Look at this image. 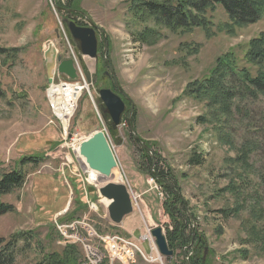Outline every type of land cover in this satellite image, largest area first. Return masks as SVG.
Wrapping results in <instances>:
<instances>
[{
  "label": "rangeland",
  "instance_id": "obj_1",
  "mask_svg": "<svg viewBox=\"0 0 264 264\" xmlns=\"http://www.w3.org/2000/svg\"><path fill=\"white\" fill-rule=\"evenodd\" d=\"M131 1L0 0V180L17 169L26 174L22 187L0 197V203L15 208L0 216V237L8 241L23 234L14 264H37L70 245L63 243L55 228L56 218L63 222L66 216L72 222L87 217L102 234L128 236L109 220L108 202L98 192L101 187L90 182L89 188L84 186L87 164L75 151L82 140L105 131L119 163L116 182L122 179L129 192L140 196L133 214L125 219L126 227L139 234L129 241L140 248L142 244L149 257V262L138 258L136 264H186L188 260L181 249L173 257L161 256L152 236V230L161 227L167 237L172 223L164 208L169 197L145 164L142 149L146 148L176 178L193 220L191 230L197 228L207 240L209 264H264V98L235 100L232 117L223 114L218 122L213 113L219 108L187 96L189 84L208 77L218 57L233 51L243 58L249 43L264 33V17L236 26L217 7L207 12L212 22L208 29L163 27L156 44H136L133 35L145 25H132ZM71 18L88 26L90 20L105 31L107 58L134 104V132L126 118L114 133L109 130L112 121L99 96L101 89H113L104 73V58L80 54L67 27L66 19ZM49 43L57 48V56L74 60L82 72L77 82L84 79L89 89L82 91L70 118L67 141L59 126L50 123L56 119L47 99L44 55ZM56 77L63 78L58 71ZM245 149L250 151L243 163L239 157ZM37 154L45 155L40 164L21 163ZM196 155L202 156L201 165L191 162ZM231 181H236V191H229ZM88 202L98 209L91 210ZM227 208L238 213L225 218L221 211ZM253 225L260 234L253 232ZM71 245L81 261L80 248ZM129 251L140 256L134 247Z\"/></svg>",
  "mask_w": 264,
  "mask_h": 264
},
{
  "label": "trees",
  "instance_id": "obj_2",
  "mask_svg": "<svg viewBox=\"0 0 264 264\" xmlns=\"http://www.w3.org/2000/svg\"><path fill=\"white\" fill-rule=\"evenodd\" d=\"M69 4V7L76 11L74 3L69 1ZM59 7L61 10L66 9L62 5ZM217 7H221L228 16L229 22L236 26L257 23L264 17V0H132L131 9L134 14L131 19L132 25H145L143 30L134 33V43L156 44L161 38L159 28L163 27L184 31L193 30L195 27L208 29L212 22L208 19L207 12L216 10ZM148 23H153L154 26L150 27ZM229 28H232L230 23ZM197 50L198 47L195 46L194 52ZM188 51L191 52V50ZM116 89L118 91L117 87ZM187 96L197 101H206V107L219 108L221 111L213 113L218 122L223 114L226 117H232L235 100L243 102L259 99L260 96L264 98V33L249 43L243 58L233 51L218 57L208 77L203 81H194L189 84ZM129 106L131 107V104ZM240 111L242 110L238 107V112ZM125 118L134 130L135 111L132 115L129 111V116H124L123 119ZM109 130L114 133L116 129L110 126ZM146 149L142 151L145 153L144 160L150 169V175L169 197L164 202V208L172 223V229L167 228L170 248L174 251L181 249L182 256L188 258L186 264H209L208 260H204L205 251L208 248L207 240L204 235L198 233L197 228L192 232L193 220L187 211V203L182 197L176 178L169 168L166 170L161 167V159L155 152L153 155L149 149H147L149 152ZM249 151L245 149L240 155L241 162L248 161ZM44 156L43 154L29 155L24 157L21 163L24 166L37 165L45 160ZM196 156L191 162L201 165L202 156ZM25 180L26 174L20 169L3 174L0 180V197L22 187ZM228 188L229 191H236V181H231ZM14 210L13 205L0 203V216ZM233 212L235 210L228 208L221 211L225 218ZM236 212L238 213V210ZM65 221L71 220L65 216L63 222ZM252 229L253 232L260 234L256 225H253ZM23 236V234L16 235L8 241L0 237V264L15 263L17 242ZM178 242L180 244L176 245ZM37 264H80V255L75 246L67 245L61 252H52L44 256Z\"/></svg>",
  "mask_w": 264,
  "mask_h": 264
},
{
  "label": "water",
  "instance_id": "obj_3",
  "mask_svg": "<svg viewBox=\"0 0 264 264\" xmlns=\"http://www.w3.org/2000/svg\"><path fill=\"white\" fill-rule=\"evenodd\" d=\"M88 21L89 26L86 27L79 26L74 21L67 22V27L80 54L90 59H99V38L97 31L102 36L104 46L103 58L105 64L110 69L111 76H113V80L120 94L113 89H101L99 91V96L105 106L106 114L111 118L112 127L117 129L121 126L123 117L127 111V102L132 103V111L134 110V104L122 91L115 71L107 58L108 45L105 31L92 21ZM57 53V48L49 43L48 49L44 55L48 83H53L56 71L68 80H77L78 73L74 60L62 59L61 56H57ZM131 131L134 132L133 128H131ZM135 138L137 141H140L139 136L135 135ZM79 153L80 156L85 159L90 170L112 179L103 182L104 185L98 189V192L100 197L107 200L109 203L107 205L109 220L116 226L122 225L124 219L133 214L134 205L127 185L122 182V179L116 182L112 178L115 171L119 168V163L107 133L105 131H100L92 134L81 143ZM151 233L156 239V244L161 256L173 257L175 252L170 248L163 229L157 227L153 229ZM208 251L209 248H206L204 260L207 258Z\"/></svg>",
  "mask_w": 264,
  "mask_h": 264
},
{
  "label": "built area",
  "instance_id": "obj_4",
  "mask_svg": "<svg viewBox=\"0 0 264 264\" xmlns=\"http://www.w3.org/2000/svg\"><path fill=\"white\" fill-rule=\"evenodd\" d=\"M75 67L77 69L78 78H79L82 72H79L76 64ZM71 85L73 86L80 85L83 88L80 91V94L76 93V95L72 96L74 99H76L74 101V107H73L75 111L77 107V102L81 98L80 96L82 94V91L89 90L88 85L84 79L83 81L77 82V80L71 81L64 77L63 78L56 77L54 78L53 83L49 85L47 92L49 96L50 104H53V111H57V120H51L50 123L59 126V128L63 132V140L65 141H67L65 137H67L68 125L74 111H71L70 115L69 114L63 115L58 110L57 103L52 90L58 88L69 90L71 89ZM84 140H82V142ZM81 143L79 144V146L75 148V151L79 156V158L82 160V157L80 156L79 153V148ZM84 165L86 166V163H84ZM89 170H90L89 167L86 166V170L84 171L85 179L83 182L84 186L86 187H88V185H91L89 183ZM154 182H155L154 179H151L150 183H154ZM156 188L159 187L156 186ZM130 193L133 203L138 198H140V196L134 194L133 191ZM88 204H90L91 210L93 209L92 207L98 209V207H96L95 205L93 206V203L88 202ZM54 224H55V228L58 229L62 237H64V242H63L64 244H76V246L80 248L83 254V259L80 261V264H136L138 258L149 262L148 253L143 248L142 244H141L140 256H133V253L129 251V240H137L135 237L124 236L118 233L102 234L91 225L87 217L83 219H77L72 222H61L58 218H56Z\"/></svg>",
  "mask_w": 264,
  "mask_h": 264
},
{
  "label": "bare ground",
  "instance_id": "obj_5",
  "mask_svg": "<svg viewBox=\"0 0 264 264\" xmlns=\"http://www.w3.org/2000/svg\"><path fill=\"white\" fill-rule=\"evenodd\" d=\"M72 86L73 85H71V89H69V90H64L62 88L52 90V92L54 93V97H55V100L57 103L58 110L63 115H65V114L70 115L71 111H74L73 107H74V101L76 99H74L72 96L76 95V93L80 94V91L83 89L80 85L73 86V87ZM76 90H79V91H76ZM47 99H48L50 108L52 110L53 117H54V119L57 120V111H53V104H50L48 93H47ZM82 160L85 163V159L83 157H82ZM112 178L115 181H117L120 178L119 170L115 171ZM109 180H112V179L106 178V177L100 175L99 173H97L95 171L89 170V182L91 184H94L100 188L104 185L103 182H106ZM129 247H134L139 253L141 251V248L137 244L135 245L134 243H132L131 241H129ZM157 260L160 261L161 257H159Z\"/></svg>",
  "mask_w": 264,
  "mask_h": 264
},
{
  "label": "flooded vegetation",
  "instance_id": "obj_6",
  "mask_svg": "<svg viewBox=\"0 0 264 264\" xmlns=\"http://www.w3.org/2000/svg\"><path fill=\"white\" fill-rule=\"evenodd\" d=\"M64 10H66V9H64ZM74 13L77 15H79V12L78 11H74ZM68 22H70V21H74V22H76L79 26H88V25H83V24H81V23H79V22H77L76 21V19H74V18H71V20L70 19H66ZM97 33H98V37H100L101 36V34L97 31ZM102 37V36H101ZM107 44H108V42H107ZM101 50H103L104 51V46H103V42H102V39L99 41V55H100V57H99V59H101V57H103V51H102V55H101ZM105 68H106V70H104V73H105V76H107L110 80H111V83H112V85H113V89H114V91H117V89H116V84H115V82H114V80H113V76H111V73H110V69H109V67L105 64ZM131 104V106H132V103H128L127 102V111L128 110H130L131 109V107L129 106ZM130 112H131V115H132V113H133V111H132V109L130 110Z\"/></svg>",
  "mask_w": 264,
  "mask_h": 264
},
{
  "label": "crops",
  "instance_id": "obj_7",
  "mask_svg": "<svg viewBox=\"0 0 264 264\" xmlns=\"http://www.w3.org/2000/svg\"><path fill=\"white\" fill-rule=\"evenodd\" d=\"M127 218V217H126ZM125 218V219H126ZM125 219H124V221H123V223H122V225L121 226H119V228H121L122 230H123V232H125L124 234H128V236H133V237H135V236H139V234H137L138 232H131L127 227H126V225H125ZM111 226H113V225H111ZM127 236V235H126ZM138 252V251H137ZM139 253V252H138ZM140 254V253H139Z\"/></svg>",
  "mask_w": 264,
  "mask_h": 264
}]
</instances>
